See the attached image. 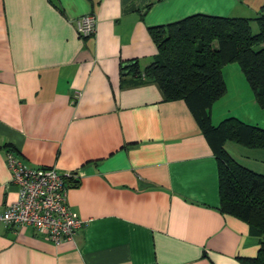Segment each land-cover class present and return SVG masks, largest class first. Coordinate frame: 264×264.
<instances>
[{
	"label": "crops",
	"instance_id": "1",
	"mask_svg": "<svg viewBox=\"0 0 264 264\" xmlns=\"http://www.w3.org/2000/svg\"><path fill=\"white\" fill-rule=\"evenodd\" d=\"M263 6L0 0V211L15 195L8 151L26 165L75 174L66 203L84 220L57 243L30 225L0 224V264H240L253 255L258 236L218 208L216 158L185 102L162 99L153 81H134L120 63L151 60L150 25ZM88 12L94 31L82 36L75 20ZM214 103L216 122L227 113Z\"/></svg>",
	"mask_w": 264,
	"mask_h": 264
},
{
	"label": "trees",
	"instance_id": "2",
	"mask_svg": "<svg viewBox=\"0 0 264 264\" xmlns=\"http://www.w3.org/2000/svg\"><path fill=\"white\" fill-rule=\"evenodd\" d=\"M147 2L145 7H148ZM257 30L252 32L250 21ZM155 52L139 67L136 58L123 60L134 81H153L162 99H182L216 158L218 208L247 222L259 238L253 255L240 264H264V173L234 159L225 140L264 148V128L229 115L213 123L210 106L225 90L221 67L235 61L259 106H264V13L253 17L193 12L150 25ZM66 175V186L76 182Z\"/></svg>",
	"mask_w": 264,
	"mask_h": 264
},
{
	"label": "built area",
	"instance_id": "3",
	"mask_svg": "<svg viewBox=\"0 0 264 264\" xmlns=\"http://www.w3.org/2000/svg\"><path fill=\"white\" fill-rule=\"evenodd\" d=\"M94 22L92 12L81 14L75 20V29L82 36L89 35ZM5 161L15 195L0 211V224L30 225L53 243L71 238L84 221L66 203L64 179L71 173L51 166L26 165L8 151Z\"/></svg>",
	"mask_w": 264,
	"mask_h": 264
},
{
	"label": "rangeland",
	"instance_id": "4",
	"mask_svg": "<svg viewBox=\"0 0 264 264\" xmlns=\"http://www.w3.org/2000/svg\"><path fill=\"white\" fill-rule=\"evenodd\" d=\"M240 13L241 14H236L235 12L234 15L253 17L259 13H264V6L263 8L258 9L257 12H253L252 10L248 9L247 11H242ZM250 29L252 32H255L257 30V26L254 20L250 21ZM231 69H234V72H232ZM222 70L225 71V78L228 77L227 85L229 89L224 94H221L218 99H215L213 102H218L217 104L222 106L221 111L226 109L225 113H227L228 115H224L229 116L232 114L233 116L235 115L241 120L256 124L264 128V106H259V104L257 103L250 87L248 86L244 76L242 75L239 65L235 61L228 62V64H226V66ZM235 72H238V77H241L242 86L237 84L238 80L236 78L237 75L235 74ZM229 77H231L232 81ZM225 144L226 148L230 150V153L233 155V157L238 159L241 163L246 164L250 168L262 169V171H264V155H261L257 152V150L264 149L260 147H247L232 140H226Z\"/></svg>",
	"mask_w": 264,
	"mask_h": 264
}]
</instances>
